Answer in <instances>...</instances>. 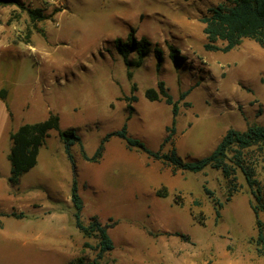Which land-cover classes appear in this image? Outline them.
<instances>
[{
  "label": "rangeland",
  "instance_id": "rangeland-1",
  "mask_svg": "<svg viewBox=\"0 0 264 264\" xmlns=\"http://www.w3.org/2000/svg\"><path fill=\"white\" fill-rule=\"evenodd\" d=\"M222 1L19 0L0 6V264H264L253 240L254 198L239 168L238 189L227 199L221 170L173 171L117 135L104 141L99 161L81 152L94 155L104 137L127 122L128 135L152 151L175 148L190 162L208 155L230 128L264 126V47L246 37L229 51L205 48L201 19ZM27 8L42 9L46 18L33 20ZM131 29L150 41L140 65L136 49L127 63L116 45L127 42ZM156 45L163 50L159 68ZM169 45L185 56L179 66ZM159 80L178 103L176 117L161 94L147 95L150 88L159 93ZM129 104L134 110L127 120ZM53 113L62 129H74L81 139L71 147L74 162L52 130L38 162L14 185L10 133ZM174 118L172 142L163 145ZM246 153L264 190V148ZM74 179L81 221L112 223L115 246L101 258L98 239L75 225ZM215 199L222 202L219 216ZM260 217L264 221V212Z\"/></svg>",
  "mask_w": 264,
  "mask_h": 264
},
{
  "label": "trees",
  "instance_id": "trees-1",
  "mask_svg": "<svg viewBox=\"0 0 264 264\" xmlns=\"http://www.w3.org/2000/svg\"><path fill=\"white\" fill-rule=\"evenodd\" d=\"M18 4L19 0H0V6L6 4ZM33 20H43L46 16L40 8H27ZM204 23V33L207 38L205 48L208 50L229 51L238 46L246 37L255 39L261 46L264 47V0H225L209 9V14L202 17ZM223 44L220 45L218 42ZM150 41L142 37H135V30L131 29L127 42L120 39L116 41L117 48L122 52L124 60L129 62V54L136 49L139 54L137 64H142L146 57L147 47ZM170 57L176 66H179L185 59V56L180 54V51L174 45H169ZM155 55L157 58V66L160 67L163 61V50L158 45L155 46ZM159 93L150 88L147 95L150 98L156 99L161 94L165 101L172 105L173 115L177 116L179 106L174 100L172 94L166 87L164 80L158 81ZM133 90L136 86L133 85ZM3 98L5 96L1 95ZM135 99V96L132 95ZM130 113L127 120L131 118V113L134 107L129 104ZM175 118L172 124L166 127L168 134L163 138L162 144L172 142V137L175 134ZM52 130L58 131L59 136L64 141V150L68 158L74 162L71 147L80 143L81 139L76 131L72 128L62 129L60 126L59 116L55 113L51 114L48 119L37 123H26L19 127L16 132L10 133L11 146L7 155L11 164L10 181L15 185L19 182L20 177L29 171L36 163L40 147L44 144L46 138ZM112 135H117L126 141L127 147L139 148L149 156L162 160L171 166L173 171L189 170L193 172L203 171L210 166L221 170L223 176L227 179L229 191L227 199L238 189L236 182V171L239 168L251 189L253 200H250V206L255 214L257 233L253 240L256 244V249L264 255V221L260 217V213L264 212V190L261 182L257 179L255 168L247 161L246 151L251 147L264 148V126L253 125L246 130H237L230 128L221 138L215 148L206 156L195 161H184L173 148L169 154L152 151L142 141L128 135L127 122L121 129L107 134L94 155L88 156L81 147L82 155L85 159L91 161H99L105 151L104 141L109 140ZM206 192H213L205 188ZM71 200L75 208V225L83 232L85 236H94L98 239L97 242V258H101L107 251L114 249V241L108 233V228L112 223L102 224L97 218H93L88 225H85L81 219L83 209V200L78 192L77 180L74 179L71 187ZM255 201V203H254ZM217 216H219L218 208L222 206L220 200H216ZM184 239L187 236L181 234ZM68 264H86L68 263Z\"/></svg>",
  "mask_w": 264,
  "mask_h": 264
},
{
  "label": "crops",
  "instance_id": "crops-1",
  "mask_svg": "<svg viewBox=\"0 0 264 264\" xmlns=\"http://www.w3.org/2000/svg\"><path fill=\"white\" fill-rule=\"evenodd\" d=\"M50 134H51V132H50ZM49 136H50V135H49ZM104 152H105V151H104ZM39 155H40V149H39L38 157H39ZM103 155H104V154H103ZM102 157H103V156H102ZM37 162H38V158H37ZM28 202L31 203L32 206H33V205L35 206V203H34L33 200L28 199ZM72 204H73V202H72ZM6 210H7V209H6ZM6 210H5V211H6ZM7 216H19V215H16V214H14V215H13V214H8Z\"/></svg>",
  "mask_w": 264,
  "mask_h": 264
}]
</instances>
